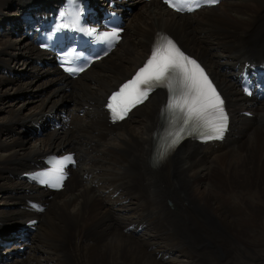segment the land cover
<instances>
[{
	"label": "bare ground",
	"instance_id": "1",
	"mask_svg": "<svg viewBox=\"0 0 264 264\" xmlns=\"http://www.w3.org/2000/svg\"><path fill=\"white\" fill-rule=\"evenodd\" d=\"M113 1L124 16L123 40L70 80L30 38L32 16L57 0H0V29L9 30L7 37L20 34L0 40V109L6 95L43 92L27 113L10 109L0 121V234L5 223L16 220V229L37 220L26 252L15 254L19 240L0 251L1 258L13 255L0 264H264L257 233L264 231V76L258 72L264 69V0H223L191 15H177L158 0ZM161 34L213 76L227 101L230 132L214 146L184 142L153 166L150 143L163 95L154 94L118 126L106 127L98 105ZM17 59L28 75H12ZM242 68L262 77L251 99L241 95ZM7 84L12 87L1 89ZM61 112L68 120L51 130L49 117L61 121ZM20 133L34 144L23 148ZM62 150L79 160L66 182L69 194L20 179L41 157ZM252 256L258 261L248 263Z\"/></svg>",
	"mask_w": 264,
	"mask_h": 264
},
{
	"label": "snow or ice",
	"instance_id": "2",
	"mask_svg": "<svg viewBox=\"0 0 264 264\" xmlns=\"http://www.w3.org/2000/svg\"><path fill=\"white\" fill-rule=\"evenodd\" d=\"M208 5H215L219 0H204ZM170 7L176 11H193L194 7H200L197 0H192L186 8L183 4L177 6L171 3V0H165ZM194 5V7H193ZM91 34V33H89ZM101 41L119 39L117 32L100 35ZM163 43L157 46L151 54L147 64L136 74L135 79L126 83L118 93L111 97V102L107 105L110 109L113 120H123L127 112L135 104L142 102L147 96L148 91L141 90L140 85L156 82L164 85L172 91L173 95L167 105L169 111L182 121L183 126L175 133L170 135L173 138L168 147L174 146L181 138L189 124L192 125L191 131L199 132L204 139H218L222 136L226 127L227 117L223 111V101L217 93L212 82L205 74L204 69L193 59H190L181 52L172 40L162 38ZM171 69L179 71L181 80L180 94H176L171 80L167 73ZM69 72L83 71V68H67ZM203 129V130H201ZM71 161V158H68ZM57 187L61 186L59 183Z\"/></svg>",
	"mask_w": 264,
	"mask_h": 264
},
{
	"label": "rangeland",
	"instance_id": "3",
	"mask_svg": "<svg viewBox=\"0 0 264 264\" xmlns=\"http://www.w3.org/2000/svg\"><path fill=\"white\" fill-rule=\"evenodd\" d=\"M230 2H227V4H229ZM225 4V5H227ZM225 5H222L221 8H223ZM15 12L14 9H11L10 11H7L6 13L8 15H11ZM242 17H247L246 15H242ZM14 27L16 28V26L14 25ZM8 29L7 31L6 30H3V29H0V40H7V39H11V38H16L14 35L7 37V33H8ZM23 42H26V40H24ZM35 51H37L35 49ZM17 63V66L16 68L19 70V71H16V70H13L12 71V75H17V78H20L21 75H28L29 71H26L27 70V67H23V62L21 61V59H17V61H15ZM9 68L11 69V67L9 66ZM6 70V69H5ZM9 72V71H8ZM16 72V73H15ZM54 72L56 73V70H54ZM24 73H27V74H24ZM1 76H5L4 74H2V71H0V77ZM13 77V76H11ZM29 78V77H28ZM4 79V78H3ZM6 80V79H4ZM6 84V83H5ZM10 84H7V85H4L1 89H4V88H7ZM9 87H12V86H9ZM31 90H29L27 93H30ZM36 92L32 91V95L31 94H26V93H23V94H10V95H6L4 97V100L1 101L3 108L0 109V121L4 118L6 112L10 109L12 110H20L21 111V114H25L29 111L28 108L32 107L34 105L35 102H37V99L40 98V94H43L42 90H39L37 93H38V96H34L33 94H35ZM46 97V96H45ZM43 97V98H45ZM58 97H56L55 95L53 96V99H57ZM1 106V104H0ZM5 112V113H4ZM16 129V128H15ZM19 135V133H18ZM20 135L22 136L24 142H23V148L25 147H28L30 146V144H34V140L32 139H28V136H25V133L24 135L20 133ZM114 143V142H113ZM1 153V152H0ZM2 154V153H1ZM81 164L79 165V168H81ZM69 194V192H65L63 195H67ZM244 202H251V199L250 198H245L244 199ZM255 205V203H253ZM16 220H14L13 222H15ZM17 222V221H16ZM8 224H14V223H7L6 225ZM262 230V229H261ZM260 229L257 231V233H259L260 237L262 238V241L264 242V231H261ZM5 233H8L7 231ZM61 238V237H60ZM59 239V238H58ZM58 239L56 240L58 242ZM254 238H245L244 241L250 245H255V243L251 242L250 240H252ZM242 241V240H241ZM243 242V241H242ZM28 253H26L27 255ZM257 256V255H256ZM253 258V259H252ZM255 258V259H254ZM252 260H256L258 261V258L255 257V256H252L248 263H251Z\"/></svg>",
	"mask_w": 264,
	"mask_h": 264
}]
</instances>
